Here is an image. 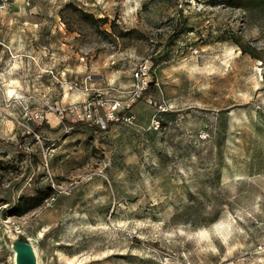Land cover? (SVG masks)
<instances>
[{
    "label": "rangeland",
    "instance_id": "1",
    "mask_svg": "<svg viewBox=\"0 0 264 264\" xmlns=\"http://www.w3.org/2000/svg\"><path fill=\"white\" fill-rule=\"evenodd\" d=\"M230 1L0 10V264H264V6ZM93 100L136 121L57 112Z\"/></svg>",
    "mask_w": 264,
    "mask_h": 264
},
{
    "label": "built area",
    "instance_id": "2",
    "mask_svg": "<svg viewBox=\"0 0 264 264\" xmlns=\"http://www.w3.org/2000/svg\"><path fill=\"white\" fill-rule=\"evenodd\" d=\"M12 0H0V10L7 8ZM136 78L142 79L143 72L136 73ZM146 82H143L142 88L137 95L146 89ZM133 100L129 103L114 101L112 105L105 107L106 104L101 101H90L80 106H73L69 109L57 110L61 118H70L72 122L86 123L98 127L100 130H106L111 123L134 124L135 115L131 112Z\"/></svg>",
    "mask_w": 264,
    "mask_h": 264
},
{
    "label": "water",
    "instance_id": "3",
    "mask_svg": "<svg viewBox=\"0 0 264 264\" xmlns=\"http://www.w3.org/2000/svg\"><path fill=\"white\" fill-rule=\"evenodd\" d=\"M15 251L18 254V264H36L29 244H19L15 247Z\"/></svg>",
    "mask_w": 264,
    "mask_h": 264
},
{
    "label": "trees",
    "instance_id": "4",
    "mask_svg": "<svg viewBox=\"0 0 264 264\" xmlns=\"http://www.w3.org/2000/svg\"><path fill=\"white\" fill-rule=\"evenodd\" d=\"M257 1H260L261 3H263L262 5H253V4H255V3H258V4H260L259 2H257ZM231 3V5L232 6H234V7H243L244 5H243V3L244 2H246V6H255V7H261V6H264V0H231L230 1ZM249 4V5H248ZM148 89L150 90V89H154V86L152 87H148ZM98 128V127H97ZM99 129V128H98ZM51 190V189H50Z\"/></svg>",
    "mask_w": 264,
    "mask_h": 264
},
{
    "label": "bare ground",
    "instance_id": "5",
    "mask_svg": "<svg viewBox=\"0 0 264 264\" xmlns=\"http://www.w3.org/2000/svg\"><path fill=\"white\" fill-rule=\"evenodd\" d=\"M36 253H37V252H35V250L32 248V255H33V257H34V260H35L36 264H38V263H37V256H36Z\"/></svg>",
    "mask_w": 264,
    "mask_h": 264
},
{
    "label": "snow or ice",
    "instance_id": "6",
    "mask_svg": "<svg viewBox=\"0 0 264 264\" xmlns=\"http://www.w3.org/2000/svg\"><path fill=\"white\" fill-rule=\"evenodd\" d=\"M202 236L206 235L205 233H201Z\"/></svg>",
    "mask_w": 264,
    "mask_h": 264
}]
</instances>
